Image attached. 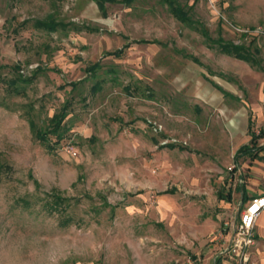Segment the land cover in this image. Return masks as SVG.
<instances>
[{"label": "rangeland", "instance_id": "rangeland-1", "mask_svg": "<svg viewBox=\"0 0 264 264\" xmlns=\"http://www.w3.org/2000/svg\"><path fill=\"white\" fill-rule=\"evenodd\" d=\"M171 1L191 26L166 0H0V264H216L240 178L264 191V161L233 160L251 135L264 145V0ZM50 17L65 27H36ZM62 112L43 144L30 121Z\"/></svg>", "mask_w": 264, "mask_h": 264}, {"label": "trees", "instance_id": "trees-1", "mask_svg": "<svg viewBox=\"0 0 264 264\" xmlns=\"http://www.w3.org/2000/svg\"><path fill=\"white\" fill-rule=\"evenodd\" d=\"M96 3L98 4V6L100 8H103L104 3L106 2H115V0H95ZM122 2L126 3V4H130L133 0H121ZM168 3V7L169 10L171 12V14L173 15V17L177 20H179L180 22L187 24L189 26H191V24L193 23L190 18H188L183 11L181 10V8H179L178 6L174 5V2H172L171 0H166ZM36 27L48 32H54L56 31L58 28H64L65 25L62 24H58L54 21L53 18H48L47 20L44 21H39L36 23ZM194 27V26H192ZM203 35L207 36L208 39H211L208 36V32L205 28H203ZM210 41V40H209ZM219 51L226 55V56H230L234 59H237L239 61H243L245 63L250 64L251 66H258V60L255 58V56L253 55V53L248 49L245 48L243 46H239V45H235L231 42H221L217 44ZM190 59L195 62V63H199L197 59L189 56ZM8 85H10V89L12 91H15L13 87V82H7ZM17 91V89H16ZM65 118V113H59V114H55L53 115V117L50 119V128L47 131H44L40 128H38L33 121L31 120L29 125L31 130H33L35 136L43 143L47 145L48 142V138L47 135L51 134L54 135L57 139L56 142H59L62 139V136L60 134L61 131V127L63 125V121ZM257 137L252 136L250 144L241 147L236 155H235V160H237L240 157H250L252 159L258 157V154L262 151H264V147L262 146H258L256 143ZM171 148H173V146H169ZM10 172V169L7 168L6 166H0V173H6L8 174ZM241 189V193L243 195L242 198V202L241 204H245L247 202V197L245 196L244 190H243V186H240ZM49 199L46 198V201L44 203V206L46 209H50V211H54V212H60L61 209H59V206L64 203V202H68L70 201V199L67 198H63L62 196H60L57 193H51L48 194ZM30 204H28V202L26 200H23L22 203V207H28ZM65 225H68L70 223V218H65L64 222Z\"/></svg>", "mask_w": 264, "mask_h": 264}, {"label": "built area", "instance_id": "built-area-1", "mask_svg": "<svg viewBox=\"0 0 264 264\" xmlns=\"http://www.w3.org/2000/svg\"><path fill=\"white\" fill-rule=\"evenodd\" d=\"M256 32L261 33V30ZM263 213L264 193L251 197L244 204L239 219L230 230L226 245L219 251L217 258H222L224 264H250V249L255 243V223Z\"/></svg>", "mask_w": 264, "mask_h": 264}, {"label": "crops", "instance_id": "crops-1", "mask_svg": "<svg viewBox=\"0 0 264 264\" xmlns=\"http://www.w3.org/2000/svg\"><path fill=\"white\" fill-rule=\"evenodd\" d=\"M242 62H243V61H242ZM211 84H212L216 89H218L219 91H221L222 94H223L224 96L227 95V93H226V92H225L220 86H217V85L214 84L213 82H211ZM262 135H264L263 132H262V134H261L259 137L261 138ZM252 136H254V135H251V138H252ZM254 137H255V136H254ZM256 137H257V136H256ZM251 138H250V141H251ZM250 141H249V143L246 144V145H249V144H250ZM246 145H242V146H240V147L235 151L234 156H233L234 163H237L239 159H245V158H248V159H250L251 161H259V162L264 161V151L260 152V153L258 154V157L254 158V159H252V158H250V157H240V158H238L237 160H235V155H236L237 151H238L241 147L246 146ZM257 145H258V144H257ZM258 146H262V147H264V145H258ZM236 168L238 169V166H235V167H234V171H236ZM240 183H241V184H239V186L237 187V190H238V192H240V194H241V202H242L243 195H242V193H241L240 186H243V190H244L245 196L247 197V201H248L251 197H253V196H255V195H260V194L264 193V191H262L261 193H258V194H255V195H251V196H250L248 190H246L245 186L242 184L243 181H242L241 178H240ZM228 197H230V196L228 195ZM258 222H259L260 225H262L261 227H259V228H260V230H259L260 232H259V233H260V234H264V213L261 214V215L259 216V218H258ZM260 236H261V235H260ZM255 237H256V236H255ZM257 237H258V236H257ZM214 263H216V264H224L222 258H218V260H215Z\"/></svg>", "mask_w": 264, "mask_h": 264}]
</instances>
